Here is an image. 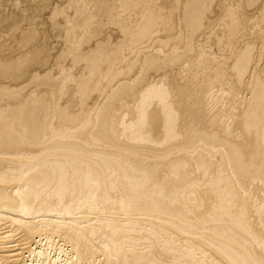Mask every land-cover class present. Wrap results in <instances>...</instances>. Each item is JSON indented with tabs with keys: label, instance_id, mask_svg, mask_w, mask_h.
Wrapping results in <instances>:
<instances>
[{
	"label": "bare ground",
	"instance_id": "1",
	"mask_svg": "<svg viewBox=\"0 0 264 264\" xmlns=\"http://www.w3.org/2000/svg\"><path fill=\"white\" fill-rule=\"evenodd\" d=\"M259 42L264 0H0V264H264Z\"/></svg>",
	"mask_w": 264,
	"mask_h": 264
},
{
	"label": "rangeland",
	"instance_id": "2",
	"mask_svg": "<svg viewBox=\"0 0 264 264\" xmlns=\"http://www.w3.org/2000/svg\"><path fill=\"white\" fill-rule=\"evenodd\" d=\"M56 1H60V0H56ZM47 31H48V30H47ZM48 32H51V30H49ZM116 34H117V30L115 29V32H113V37H116ZM92 39H93V38H92ZM61 40H63V37H62V36H60V37L53 36L52 38H50V44H51V46H52V48H51V52H50V53H51V56L49 57V60H50V61H48V62H46V63L44 64V67H45V68H46V67H53L51 61L53 60L54 54H59V52L61 51V49H62V47H63V46L61 45ZM91 42H92V41H91ZM91 42L84 43V46H86V47L89 46V45L91 44ZM258 44H260V45H258ZM258 44H257V45L261 48V51H262L263 54H264V44L261 43V42H259ZM64 63H65V64H70V63H71V62H70V58H69V57H66L65 60H64ZM74 70H75V71L80 70L79 65H77V66L74 68ZM52 71H54V69H53ZM242 94H243V95H244V94L247 95L245 92H243ZM245 95H244V96H245ZM107 215H109V214H107ZM107 215H106V216H107ZM111 215H114V214H111ZM109 216H110V215H109ZM114 216H116V217H114V218L111 217V218L114 219V220H115V219L117 220L118 214H117V215L115 214ZM107 217H108V216H107ZM121 217H122V215H119V220L121 219V220L123 221V219H122L123 217H122V218H121ZM124 219H125V218H124ZM121 220H120V221H121ZM140 220L142 221V219H140ZM137 222H138V221H137ZM141 223H144V220H143V222H138V225L142 226ZM6 224H9V223H6ZM6 224H5V225H6ZM5 225H4V226H5ZM143 225H145V223H144ZM4 226H2V227H4ZM0 227H1V226H0ZM142 227H143V226H142ZM2 230H3V229H2ZM141 230H143V231H140V229L138 230V232L136 231V234H138V233L140 232V234L136 235V237H140V236H141V233H142V235H143L144 233H146V232H144L145 229H141ZM0 231H1V229H0ZM5 234H6V233H4V234H0V236H1V235H5ZM134 234H135V232H134ZM134 236H135V235H134ZM16 237H17V236H14L13 238H16ZM36 239L38 240V238H35V240H36ZM5 240H8V241H9V239H7V238H5L4 240L0 239V241H5ZM8 241H7L5 244H6V245H15V246H13V247H15V248L17 247V244H19V242L16 241V240H14V239H13L11 242H9V243H8ZM20 242H23V241H20ZM32 242H33V241H32ZM29 244H30V243H29ZM35 245H36V244H35ZM35 245H34V244H31L29 248H34V249H35V248L37 247V245H36V246H35ZM21 246L24 247L22 244H20V247H21ZM29 248H28V249H29ZM28 249H25V250H24V248H23V249H21V251H24V255H29V253H28L29 251H26V250H28ZM55 249H56V248H54V250H55ZM29 250L32 251L31 249H29ZM54 250L52 251V249H50L49 252L52 251L53 254H56V255H58V256L60 255V257H58V261H59V259L63 258V259L60 260V262H58L57 259H56V262H57V263H55V264H67L68 262H66V260L64 261L65 258H64V255L62 254V252H59L58 249L55 250V251H54ZM57 251H58V252H57ZM26 252H27L28 254H27ZM52 252H51L50 254H52ZM56 252H57L58 254H57ZM59 253H61L62 255L59 254ZM56 255H54V257H55ZM26 257H27V256H26ZM36 259H37V258H36ZM38 263H42V262L39 261Z\"/></svg>",
	"mask_w": 264,
	"mask_h": 264
}]
</instances>
